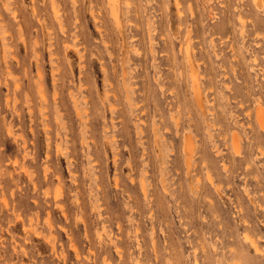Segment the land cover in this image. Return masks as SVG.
I'll return each mask as SVG.
<instances>
[{"label":"clouds","instance_id":"1","mask_svg":"<svg viewBox=\"0 0 264 264\" xmlns=\"http://www.w3.org/2000/svg\"><path fill=\"white\" fill-rule=\"evenodd\" d=\"M0 264H264V0H0Z\"/></svg>","mask_w":264,"mask_h":264}]
</instances>
